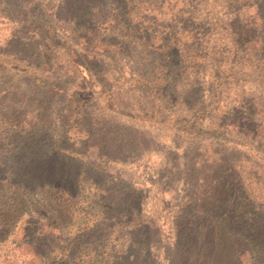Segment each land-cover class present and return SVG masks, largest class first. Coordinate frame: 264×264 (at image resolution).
<instances>
[{"label": "rangeland", "instance_id": "1", "mask_svg": "<svg viewBox=\"0 0 264 264\" xmlns=\"http://www.w3.org/2000/svg\"><path fill=\"white\" fill-rule=\"evenodd\" d=\"M92 2L103 24L78 41L67 1L0 0V99L14 94L29 119L43 112L23 97L42 100L55 133L91 131L84 158L96 172L69 193L0 188V264H177L171 195L193 161H237L264 210V0ZM109 26L115 46L95 48ZM166 83L173 91H156Z\"/></svg>", "mask_w": 264, "mask_h": 264}, {"label": "trees", "instance_id": "2", "mask_svg": "<svg viewBox=\"0 0 264 264\" xmlns=\"http://www.w3.org/2000/svg\"><path fill=\"white\" fill-rule=\"evenodd\" d=\"M64 1H67V11L74 14V17L67 19L72 26L70 34L75 35L78 41H86L84 32L95 33L92 30L95 29L94 26L103 24L100 21L103 17L100 15V9L95 7L92 0H86L84 5H81L82 0ZM117 1L110 0L112 3ZM92 19L96 22H91ZM111 28L113 27L105 28V35L94 36L92 42L95 48L115 46L109 40L113 35ZM78 30L81 32L78 33ZM77 55L74 52L73 57L76 58ZM74 64L77 67L83 66V70L88 74L83 63L74 61ZM171 86L174 87L166 83V88L162 89L160 86L156 91L166 93L169 88L173 91ZM52 90L56 91L54 95L63 91L62 88L54 86ZM8 95V102H11L14 94L7 91L1 94L0 99L1 189L7 191L18 184L31 182L38 185L47 184L50 189L59 193H69V190H72L70 186H74V181H77L80 175L90 176L96 173L92 172L87 163L85 166L84 158V152L87 146L89 147L87 143L93 137L91 131H75V136L72 137L70 131L76 128L72 124L68 129L55 133L49 126L51 109L48 106L42 107V100H39L40 106L36 107L31 98L26 100L23 97L22 103H27L30 107L35 106L38 113L43 112L29 119L20 114L22 111L19 109L22 106L18 101L13 100V103L17 104L16 108L4 106V98ZM156 98L163 100L160 94ZM161 105L164 104L161 102ZM76 145L81 149L76 148ZM103 146L105 147L106 143L101 145L102 149ZM100 154L110 162L124 163L128 158L127 155L115 153ZM179 157L184 166L186 161L192 160L186 152ZM205 163L193 161L188 168H177L181 188L174 184V188L179 192L171 195L177 208L174 216L177 227L175 236L181 254L177 264H264V210L257 207L256 197L250 194L240 172H237V161L223 156L218 160L208 159ZM202 164L205 165L203 168L200 166ZM196 174H200L202 179L195 180ZM3 183H7L6 186ZM195 184L198 189L202 187L201 193L194 191ZM33 187L35 186L27 185V188Z\"/></svg>", "mask_w": 264, "mask_h": 264}]
</instances>
